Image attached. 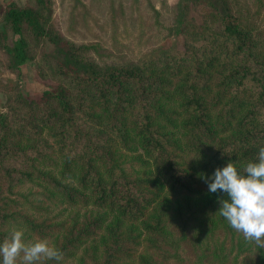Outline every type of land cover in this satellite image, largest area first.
<instances>
[{
    "label": "trees",
    "instance_id": "1",
    "mask_svg": "<svg viewBox=\"0 0 264 264\" xmlns=\"http://www.w3.org/2000/svg\"><path fill=\"white\" fill-rule=\"evenodd\" d=\"M52 14V0L12 3L0 29V46L17 36L2 83L0 241L16 226L50 240L60 264H264L201 178L229 161L242 170L264 146V26L233 0H186L172 48L101 64L98 44L69 40ZM31 61L45 87L30 97ZM44 203L75 212L53 220Z\"/></svg>",
    "mask_w": 264,
    "mask_h": 264
},
{
    "label": "rangeland",
    "instance_id": "2",
    "mask_svg": "<svg viewBox=\"0 0 264 264\" xmlns=\"http://www.w3.org/2000/svg\"><path fill=\"white\" fill-rule=\"evenodd\" d=\"M34 0H0V29L3 25V16L7 7L16 3L26 5L33 3ZM53 14L52 24L66 38L76 43H97L98 53L93 57L99 63H125L137 61L144 55L153 53L159 47L172 48L179 39L177 21L178 10L182 8L186 0H52ZM238 9L244 13L253 25L258 28L264 26V0H233ZM237 2V3H236ZM196 8V7H195ZM190 12L199 19L201 13L196 9ZM198 15V16H197ZM14 35L7 33L5 45L0 46V111L3 107L5 95L2 92V83L7 79L14 78V74L7 70L6 54L7 46L13 43ZM53 49V45L46 43L44 51ZM42 55L36 57L41 59ZM27 78L20 81V88L25 95L33 96L25 92L27 81L37 80L39 64L37 61L27 62ZM5 82V83H4ZM40 82V81H39ZM44 82L53 83L51 79ZM41 83V82H40ZM25 88V89H24ZM38 94V93H37ZM36 94V95H37ZM24 192L28 190H23ZM36 190H32L34 192ZM40 198L34 195L30 198ZM49 209L44 216L53 220H60L73 215L75 209L66 207L65 204L47 205ZM26 236V235H25ZM36 238V237H32ZM29 238V239H32ZM222 240V237L219 238ZM50 241V240H49ZM51 242V241H50ZM227 246H230L226 242ZM228 250L225 252L227 253ZM239 248L232 246L229 251L231 258L237 254ZM186 255L195 259L190 249H186ZM244 253L240 252L238 260ZM70 261L64 264H69ZM189 264L188 261L185 262Z\"/></svg>",
    "mask_w": 264,
    "mask_h": 264
},
{
    "label": "clouds",
    "instance_id": "3",
    "mask_svg": "<svg viewBox=\"0 0 264 264\" xmlns=\"http://www.w3.org/2000/svg\"><path fill=\"white\" fill-rule=\"evenodd\" d=\"M201 178L210 193H224L223 198H218L220 216L246 242L264 248V146L242 170L229 161L211 176ZM49 260L60 264L63 253L47 238L25 239L24 230L13 226L0 241V264H44Z\"/></svg>",
    "mask_w": 264,
    "mask_h": 264
},
{
    "label": "crops",
    "instance_id": "4",
    "mask_svg": "<svg viewBox=\"0 0 264 264\" xmlns=\"http://www.w3.org/2000/svg\"><path fill=\"white\" fill-rule=\"evenodd\" d=\"M14 37H15L14 40H16L17 39V36L14 35ZM27 66H28V63H25V64H23L21 66V72H22L21 77H22L23 80H26V78H27V75H26V73H27ZM25 87H26V89L24 88L25 89V92L27 91L26 94L27 93H29V94H37L40 91H42L45 86H44V84H42L39 81H37V80L34 79V81H27V85Z\"/></svg>",
    "mask_w": 264,
    "mask_h": 264
}]
</instances>
